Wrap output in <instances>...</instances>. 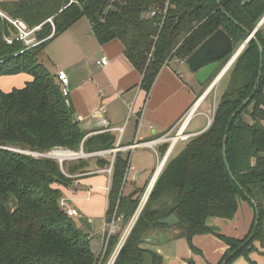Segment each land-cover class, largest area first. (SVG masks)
Instances as JSON below:
<instances>
[{"label": "trees", "instance_id": "16d2710c", "mask_svg": "<svg viewBox=\"0 0 264 264\" xmlns=\"http://www.w3.org/2000/svg\"><path fill=\"white\" fill-rule=\"evenodd\" d=\"M245 1H0L3 15L23 21L30 29L41 26L35 37L45 40L32 49H25L21 42L8 45L6 39L14 36L15 30L0 15V77L18 74L31 77L20 89L0 90V264L98 262L89 236L59 207L60 189L74 181L66 175L87 172L86 160L60 165L53 159L13 151L47 154L62 149L77 153L82 148L84 153H92L113 149L116 144L109 133L86 137L80 129L73 107L65 103L56 75L38 63L44 47L79 20L86 19L100 45L113 40L122 43L123 54L141 74L140 88L147 94L164 65L187 59L218 30L231 38L236 51L247 38L243 29L251 32L264 17V0L244 4ZM197 4L201 7L194 14L184 16L176 24L181 11ZM150 11H156L157 15L150 18ZM48 19L52 21L53 32L46 22ZM254 37L232 65L210 126L189 138L183 149L166 161L113 264H145L147 260L149 264H162L160 255L141 248L155 232H169L166 242L185 239L192 252L199 254L192 245V238L211 234L206 220L212 217L232 220L241 201L250 205L254 220L242 239L215 234L227 247L217 264H231L239 257L253 264L249 255L257 251L256 245L264 249V45L261 29ZM257 42L263 49L262 61ZM230 56L222 58L220 67ZM259 73L261 77L256 85ZM244 114L249 115L251 123L244 122ZM164 147L166 152L169 146ZM97 162L101 168L110 164L106 159ZM127 167L128 156L117 153L105 220L106 223L113 220L120 229L108 239L104 262L117 248L147 187L124 195ZM256 211L259 219L255 226ZM170 215L179 220L176 226L158 224ZM187 264L194 262L190 260Z\"/></svg>", "mask_w": 264, "mask_h": 264}, {"label": "crops", "instance_id": "0c3cea01", "mask_svg": "<svg viewBox=\"0 0 264 264\" xmlns=\"http://www.w3.org/2000/svg\"><path fill=\"white\" fill-rule=\"evenodd\" d=\"M263 26L264 17L259 29ZM46 46L48 60L56 67L53 74L64 71L68 77L70 105L86 137L109 133L116 143L120 138L119 144L124 147L133 145L135 141H154L176 128L193 104L196 90L202 87L189 71L188 77L183 76L176 66H179L178 62L174 60L161 68L146 94L140 88L142 76L125 58L122 43L113 40L100 45L91 34V26L86 19L76 22ZM102 59L107 62L104 66L97 64ZM210 92L206 90L202 94L199 106L204 104ZM195 116L205 117L207 123L205 126H194L189 131ZM209 122L207 109L195 112L185 132L189 138L196 136L208 128ZM122 128L120 135L118 129ZM164 145L169 144L161 142L148 147L136 146L130 151L120 152L128 156L129 172L125 184L128 180L130 183L127 194L136 188L148 186L158 170L161 171L166 161L173 157L177 146L165 152ZM99 159L109 160L108 157L87 159V172L79 177L76 174L72 184L63 188L62 193L66 196L62 195V198L76 202L78 208L84 211V215L77 211L80 217L78 226L88 236L93 235L101 245L109 227L105 220L108 177L101 172L91 174L105 169L99 167ZM253 218L252 208L242 201L232 220L208 218L206 225L211 234L192 238V245L199 254L192 252L185 239L166 242L169 237L167 231L155 232L141 248L160 255L162 264H187L190 260L194 264H217L227 247L215 234L242 239L248 233ZM256 246L257 251L251 253L249 258L253 264H264V249ZM145 264H149V260ZM231 264L250 263L239 257Z\"/></svg>", "mask_w": 264, "mask_h": 264}, {"label": "built area", "instance_id": "2783aa9c", "mask_svg": "<svg viewBox=\"0 0 264 264\" xmlns=\"http://www.w3.org/2000/svg\"><path fill=\"white\" fill-rule=\"evenodd\" d=\"M0 15L3 18H5L8 21V23L15 30V35L11 36V37H8L6 39V42H7L8 45H11L13 42H21L25 46V49H32V48H34L36 46H39L41 43H43L45 41V40H37L36 37H35V33L38 32L41 29V26H36V27H33V28L30 29L23 21H21L19 19H11V18L6 17L5 15H3L1 12H0ZM156 15H157L156 11H150L149 17L153 18ZM46 22L49 23L52 26V32H53L54 28H53V24H52L51 19H48ZM51 36H52V34H51ZM185 60L186 59H180V60H177V62H178L179 65H185ZM106 63L107 62H106L105 59H102L99 62H97V64L100 65V66L106 65ZM56 77H57V81L60 84L62 94H63V96L65 98V103H66V105H69L70 104L69 91H68V88H67L68 87V83H69L68 77H67V75H66V73L64 71H58L56 73ZM217 82H215L214 84H211V89L216 85ZM195 112H196V109L193 111V108H192L189 112H187L179 120V122L176 125L177 130H176L174 135H172V136L170 135L171 132L173 131L172 130L169 133H167L166 135H164V136H162V137H160V138H158V139H156L154 141H148V142H142V143H137V141H135V143L133 145L124 147V146H121L119 144V141H120V138H119L118 142L115 144V147L113 149L96 151V152H92V153H84L82 149H80V151L78 153H74V152H71V151H68V150L56 149V150H53V151H51L50 153H47V154H39V153H32V152H27L26 154H28L29 156H32L34 158L53 159V160L57 161L60 165H62L63 163H66V162H76L78 160H84V159L87 160V159H90V158H104V157H108L110 164H109V166L107 168H105L102 171H96V172L91 173V174H95V173L101 172V173H105L107 175V177H108V186L106 188V192H107V195H108L109 187H110V179H111V174H112V167H113V163H114L115 156H116L117 153L130 151L136 146L148 147V146H151L152 144L161 143V142L170 143L169 148L167 150L168 152H170L172 150V148L179 141H186L189 138V135L186 134L185 130H186V127H187V125L189 123L190 118L195 114ZM118 132L121 135L122 132H123V128L122 129H118ZM61 153L65 154L67 156V158L61 160V159L55 157L56 154H61ZM128 172H129V166L127 167V171H126V174H125V181H126ZM82 175H84V174H77L78 177L82 176ZM66 176L67 177H72V178L77 177L76 175H74V176L66 175ZM151 190L149 192H151ZM143 198H144V195H143L142 199L140 200V203H139V206H138L137 210H140V209L142 210V208L144 207V205H145V203H146V201L148 199V197H147L145 202L143 203ZM59 207L69 217H73V216L77 215V212L75 210L67 208L66 200L64 198H62V197H61V199L59 201ZM107 224L109 226L108 227V232L106 233V235L104 236V238H103V240L101 242L99 253H97V256L100 258V260H102V258L105 255L109 237L112 234H114L115 230H116V225H115L113 220L110 223H107ZM88 239H89V244H90L91 250L94 253H96L95 252V247H94L93 242H92V237L89 236ZM115 256L116 255L112 256V258L109 260L108 264H112L114 262Z\"/></svg>", "mask_w": 264, "mask_h": 264}, {"label": "water", "instance_id": "95a60500", "mask_svg": "<svg viewBox=\"0 0 264 264\" xmlns=\"http://www.w3.org/2000/svg\"><path fill=\"white\" fill-rule=\"evenodd\" d=\"M250 1H252V0H246L244 2V4L249 3ZM200 7H201V5L197 4L192 9H185V10L181 11V13H179L177 15L176 24H178L179 21L184 16L194 14L196 12V10ZM219 9H222V7L219 6ZM262 21H263V18L261 19V21L256 25V27L251 32L247 31L246 29H243L244 32L247 34V38L245 39V41L241 44V46L236 51H234L231 38L223 30L216 31L208 39H206L199 46V48L185 60V66L187 67V70L194 76L195 81L200 86H205L206 84H208L213 79V77L216 75L217 71L219 70L222 58L231 55V58H230L229 62L227 63V65L217 74V76L214 78V80L211 84H214L215 82L219 81L221 79V77L224 75V73L226 72V70L232 65L234 60L242 52V50L244 49L246 44L250 40H255V37H254L255 33L259 30V27H260ZM257 47L259 50L260 61H262L263 49H262V46L260 45L259 42H257ZM226 67H227V69H226ZM260 77H261V73H259L256 85L259 83ZM211 84L207 88V90L211 89ZM249 100H250V98L247 99L243 103L242 106L246 105ZM241 108L242 107H240L236 111V113H238ZM210 124L211 123L209 122L208 127L210 126ZM224 144H225V141H224ZM223 150H224V156H225V146H224ZM225 163H226V161H225ZM159 172H160V169L158 170L157 174L152 178V180L148 184L145 193L148 190H151L153 188V186L157 180V176H158ZM250 203L256 209L255 203L253 201H251ZM140 212H141V209L137 210L133 219L131 220V222H130V224H129V226H128V228H127V230H126V232H125L123 238L121 239L120 244L117 248V253L119 252V250L122 247L124 241L126 240L128 234L130 233L132 227L134 226L136 219H137L138 215L140 214ZM258 219H259V216H258V212L256 211L255 226L257 225ZM178 223H179V220L177 219V217L175 215H170L169 217H167L165 219H161L158 221L159 225H164V226H167L169 228L176 226ZM223 264H226V263L223 262Z\"/></svg>", "mask_w": 264, "mask_h": 264}, {"label": "rangeland", "instance_id": "374dc122", "mask_svg": "<svg viewBox=\"0 0 264 264\" xmlns=\"http://www.w3.org/2000/svg\"><path fill=\"white\" fill-rule=\"evenodd\" d=\"M1 2H5V1H10V0H0ZM261 21V20H260ZM261 37H262V40H263V45H264V26L262 27L261 29ZM47 47V46H46ZM46 47H44V49L42 50V52L40 53L39 57H38V63L40 65H42V67H44L49 73L53 74L56 70V67H55V64L54 63H51L49 60H48V57H47V54H46ZM238 49V48H237ZM236 49V50H237ZM239 56V55H238ZM231 56L224 60L223 63H222V66L219 68V70L217 71L216 75L213 77V79L208 83L206 84L205 86H202L200 89L196 90V98L193 102V104L191 105L190 109L187 111L189 112L194 104L199 100V98L202 96V94L207 90V88L210 86V84L213 82L214 78L217 76V74L227 65V63L229 62ZM237 59V58H236ZM235 59V60H236ZM234 60V62H235ZM233 62V63H234ZM232 63V65H233ZM232 65L228 68V70L225 72V74L221 77V79L216 83V85L211 89V92L208 94L204 104H201L200 106H198V108L196 109V113L197 112H201L203 110L206 111V109L208 110V114L210 116V123L212 122V118H213V115H214V112H215V108L220 100V97L227 85V82H228V76H229V73H230V70L232 68ZM177 68L181 71V74L183 76H186L188 77L189 73H188V70H187V67L186 66H178L176 65ZM31 80V77L27 74H18V75H13V76H2L0 77V90L3 91V92H9L11 91L13 88L14 89H20L24 86V84L28 81ZM206 108V109H205ZM186 112V113H187ZM185 115V114H184ZM243 120L244 122L246 123H251V119L249 117L248 114H244L243 115ZM207 123V120L205 117H201V116H195L194 120H193V123H192V126L191 128L189 129V131L192 130V128L194 126H205ZM177 130V127L173 129V131L171 132V136L175 134ZM191 138V137H190ZM189 139V138H188ZM188 139L186 141H179L177 144H176V149L173 153V157H175L182 149L183 147L185 146V144L187 143ZM170 145V143H168ZM168 145V146H169ZM15 152H19V153H22V154H25V155H28L26 154L27 152H22V151H19V150H13ZM78 153V152H77ZM29 156V155H28ZM129 158L131 159L132 158V155L129 156ZM86 160V159H84ZM87 164H88V160H86ZM131 171V170H130ZM129 183H130V180H128V182L125 184L123 190V194L126 195L128 193V190H129ZM147 188V187H145ZM61 190V193L64 191L63 188L60 189ZM146 191V189H145ZM144 191V193H145ZM144 193L141 195V198L140 200L142 199ZM103 194V193H102ZM101 194V195H102ZM62 195L65 197V193ZM103 199V198H102ZM103 201V200H102ZM76 202H73V201H68L66 200V206L67 208H74L76 210V212L78 211L79 213H82V215H84V211L82 209H79ZM102 207H104L103 205H101ZM104 214V213H103ZM73 221L79 225V219L80 217L77 215L75 217L72 218ZM254 220V218H253ZM120 222V220H118V223ZM115 225H117L115 223ZM129 226V225H128ZM128 226L124 229V231L122 232V235H121V239L123 238ZM120 229V225L119 227L116 226V230H115V233L118 232V230ZM92 235V234H91ZM92 242H93V245L95 247V252H96V255L97 253H99V249H100V243L96 240V238H94V236L92 235ZM121 241V240H120ZM120 244V242H119ZM118 244V246H119ZM117 246V248H118ZM117 248L115 249V251L112 253V255L104 262V257L102 258V260H100V258L98 257V262L97 264H101L102 261H103V264H108L109 260L112 258V256L116 255L117 256ZM115 256V258H116ZM257 258V257H256ZM115 261V259H114ZM114 263V262H113ZM112 263V264H113Z\"/></svg>", "mask_w": 264, "mask_h": 264}, {"label": "bare ground", "instance_id": "6f19581e", "mask_svg": "<svg viewBox=\"0 0 264 264\" xmlns=\"http://www.w3.org/2000/svg\"><path fill=\"white\" fill-rule=\"evenodd\" d=\"M226 69H227V67H226ZM200 102H201V100H198L196 103H195V105H194V107H193V111L196 109V107H198V105L200 104ZM55 157H57V158H59V159H66L67 158V156L65 155V154H56V156ZM150 190H148L145 194H144V198H143V203L145 202V200H146V198L149 196V192Z\"/></svg>", "mask_w": 264, "mask_h": 264}]
</instances>
